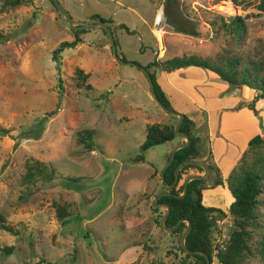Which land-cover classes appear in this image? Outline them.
I'll return each instance as SVG.
<instances>
[{"label": "rangeland", "instance_id": "obj_1", "mask_svg": "<svg viewBox=\"0 0 264 264\" xmlns=\"http://www.w3.org/2000/svg\"><path fill=\"white\" fill-rule=\"evenodd\" d=\"M58 1L76 25L96 22L94 15L111 20L116 53L127 62L145 66L197 55L213 65L224 66L235 57L241 60L238 69L264 68V14L255 8L256 0H171L173 11H179L185 28L196 36L165 25L166 0ZM236 16L244 24L231 30L230 18ZM119 24L134 33L116 29ZM79 36L81 42L64 49L56 63L53 51L74 35L52 1L0 2V127L9 130L0 135V214L18 230L17 235L0 230V264H37L39 258L45 260L39 264L167 262L163 248L173 246L174 238L155 223L154 210L161 207L153 201L163 190L160 171L166 155L184 139L146 151L140 146L148 126L174 127L177 117L157 106L138 68L114 59L102 28L83 30ZM76 69L87 78L77 77ZM186 75L166 77V88H181V93L166 95L170 103L184 102L185 115L208 135V150L206 107L222 115L230 138L238 141L251 134L250 139H264V100L254 101L255 90L229 88L218 77L203 82L191 75L187 81ZM187 98L202 100L205 107L188 109ZM84 130L93 131L95 146L79 142ZM263 150L264 145L247 147L245 161L252 163ZM138 156L144 162L136 161ZM210 158L214 169L204 179L201 202L225 214L211 233L213 246L222 247L233 230L228 211L233 199L228 177L221 176ZM32 161L53 170V178L24 183L26 164ZM219 179L222 185L213 186ZM54 202L65 205L63 220L56 216ZM262 203L254 243L264 237V199ZM3 248L11 250L1 252ZM211 264H218L214 254ZM245 264H264V255Z\"/></svg>", "mask_w": 264, "mask_h": 264}, {"label": "trees", "instance_id": "obj_2", "mask_svg": "<svg viewBox=\"0 0 264 264\" xmlns=\"http://www.w3.org/2000/svg\"><path fill=\"white\" fill-rule=\"evenodd\" d=\"M26 0H5L4 4L17 5ZM255 8L260 14H264V0H256ZM174 5L171 0H166L163 8L164 23L169 29L175 33L196 36L197 33L191 29H186L179 11H173ZM93 21L105 22L108 26L111 20L104 19L98 15L91 17ZM244 24L243 18L231 17L229 27L231 30H240ZM124 29L126 33L132 35L126 25L119 24L116 29ZM81 31H73L74 39L72 41L61 42L52 53V59L58 63L60 54L64 49H70L77 46L81 42L79 36ZM113 33V31H112ZM114 35V33H113ZM115 38V35H114ZM115 44L118 42L115 38ZM241 63L239 58H227L224 66L213 65L206 59H202L197 55L175 56L164 61L154 60L146 64L144 67L149 72L154 83L155 92L163 105L169 109H173L171 103L157 82L156 73L158 71L171 73L179 69L187 67H199L203 70H209L216 74L218 78L228 84L229 88H240L246 86L255 90L254 101L264 100V68L258 70L255 68L244 67L238 69ZM76 76L82 79L87 78L80 69H76ZM60 81V80H59ZM179 130L188 135L190 143L187 147L179 149L174 155L172 163L164 172V185L171 186L174 184L175 170L184 161L195 160L204 163L208 171L213 170L211 160V151L208 150V135L197 129L194 122L187 116H184L183 122ZM264 132V131H263ZM9 133L8 129L0 127V135ZM92 130H84L79 133V142L86 148L95 146L92 140ZM177 137L174 134L173 126H160L152 124L146 128L145 139L140 146L142 151H146L158 145L169 144L174 142ZM179 143V142H178ZM177 143V144H178ZM264 145V139L259 135L254 136L248 141V147L254 150ZM246 151V150H245ZM245 151L239 164L230 172L227 185L230 195L233 199L229 206V215L233 230L222 247H214L212 243V227L216 223V219H220L225 214L219 208L204 206L202 204V191L205 189V180H192L188 183L185 195L182 198L176 197L182 194L184 181L192 175H201L202 168L194 165H187L181 168L177 182L169 189L160 192H168L169 196H163L157 200V203H164L169 206V214L165 220V227H173L180 219L183 221L176 229L171 232H164L166 236L174 238L173 246H166L165 255L167 262L160 264H206L205 258L198 254H188L180 246V237L186 228L185 221H189L191 229L185 238V244L191 251L199 250L208 255L212 261L214 254L218 264H245L250 258L264 255V237L258 243H254V231L260 225V214L258 208L263 204L264 197V150L256 152L254 161L247 163L245 161ZM170 152L166 155L168 160ZM136 161L144 162L142 156H138ZM218 172V170H217ZM53 170L47 171L45 167L38 161H32L26 164L23 182L27 184L34 183L40 177L50 181L53 178ZM219 175V172H218ZM79 182L75 179L72 182ZM213 186L222 185V181L216 180ZM159 193V194H160ZM56 216L63 220L66 215L65 205L61 206L53 203ZM162 210V212H161ZM157 212L155 223L160 227V219L166 212V208L161 207L154 210ZM0 230L6 231L12 235H17L18 230L10 225L3 215L0 214ZM11 248H3L1 252H9ZM45 260L39 258L37 264L44 263Z\"/></svg>", "mask_w": 264, "mask_h": 264}, {"label": "water", "instance_id": "obj_3", "mask_svg": "<svg viewBox=\"0 0 264 264\" xmlns=\"http://www.w3.org/2000/svg\"><path fill=\"white\" fill-rule=\"evenodd\" d=\"M4 1L5 0H0V2H4ZM51 1L54 4V6L62 13L63 17L67 21V23H68V25H69V27H70V29L72 31H81V30H88V29H94V28H102L106 32V34L108 36V39H109V42H110V46H111V51H112L114 59L119 64H121L123 66L133 65L136 68H138L145 75L146 80H147V84H148L149 93H150L152 99L154 100V102L157 104V106L161 110H163L164 112H166V113H168V114H170L172 116L177 117V121H176V123L174 125V134H175L176 137L183 138L184 140L182 142H179L175 146H173V148L171 149L169 158L165 162V164L163 165V167H162V169L160 171V180H161V182H163V180H164V172L167 169V167L172 163L176 151L179 150V149L187 147L189 145V143H190V139H189L188 135L183 133V132H181L179 130V128H180V126H181V124L183 122L185 114H183L181 112H178L175 109H169V108H167L165 105H163L161 103V101L159 100V98H158V96H157V94L155 92L154 83L152 81V78H151L149 72L147 71V69L144 66L137 65V64H135L133 62H127V61L123 60L122 58H120L117 55V53H116L117 46L115 44V38H114V35L112 33V29L105 22L96 21V22H93V23L76 25L74 23L73 19L71 18L70 14L68 13V11L65 10V8L60 4V2L58 0H51ZM187 165L198 166V167L202 168L203 173L201 175L189 176L184 181L182 194L176 196L178 198H182L185 195L188 183L190 181H192V180H203V179H205L207 177V174H208V168H207V166L204 163H201V162L195 161V160L184 161L175 170L174 184L177 182L178 174H179L181 168H183L184 166H187ZM173 185H171V186L164 185L163 188H164V190H169ZM169 195H170V193H168V192H162V193L158 194L154 198V201H153L154 206L166 208V212L162 215V217L160 219V226L166 232L173 231L183 221L182 219H180V220H178L176 222V224L173 227H170V228L165 227V220H166V218H167V216L169 214V206L167 204H164V203H157V200L159 198L163 197V196H169ZM185 222H186L187 226L184 229V231H183V233H182V235L180 237V240H179L181 248L188 254H198V255L203 256L205 258L206 264H211L210 258L208 257V255L206 253H204L202 251H199V250L191 251L190 249H188L186 247L185 238H186L187 234L189 233V231L191 229V225H190V222L188 220L185 221Z\"/></svg>", "mask_w": 264, "mask_h": 264}, {"label": "crops", "instance_id": "obj_4", "mask_svg": "<svg viewBox=\"0 0 264 264\" xmlns=\"http://www.w3.org/2000/svg\"><path fill=\"white\" fill-rule=\"evenodd\" d=\"M158 74H156L157 82L160 85L161 89L165 92V94L169 95L172 92L174 93H181V88L177 86H173L172 88H166L163 84V80L166 77L169 76H178L182 77L183 75L187 74L186 80H191V75L197 76L199 78H204L205 80H208L210 77H218L216 74L209 70H203L199 67H187L183 69L176 70L171 73H165L158 71ZM179 85H182L180 83ZM194 85V84H191ZM187 93V92H185ZM189 95V94H187ZM168 97V96H167ZM188 99V98H187ZM204 102L201 100V102H197L195 99L191 98L188 99V109L192 107H197V109H200L199 107H205L203 106ZM171 106L178 112H181L183 114H186V112L183 110L184 102H181L179 100H175L171 102ZM207 119H206V126L207 130L209 132V137L211 140V156L212 160L216 163L217 167L219 168L221 172V176H223L224 179H227L229 173L236 165L237 160H239L242 153L247 149L248 147V141L251 137V134L242 137L241 140L236 141L237 139L230 138L225 131H224V122L222 123V115H217L215 111H211V109L207 108ZM193 120L196 118L192 117ZM217 134L219 135L218 137ZM219 144V146H218ZM221 147V148H219ZM205 194V191H203V196Z\"/></svg>", "mask_w": 264, "mask_h": 264}]
</instances>
